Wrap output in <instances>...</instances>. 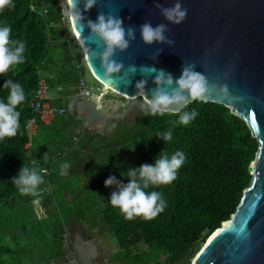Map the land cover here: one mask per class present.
<instances>
[{"label":"trees","instance_id":"trees-1","mask_svg":"<svg viewBox=\"0 0 264 264\" xmlns=\"http://www.w3.org/2000/svg\"><path fill=\"white\" fill-rule=\"evenodd\" d=\"M12 2L14 7L0 11V24L11 26L10 39L25 41V59L0 74V99L8 95L2 87L7 79L23 86L26 99L18 106L17 134L0 141V264H25L23 257L29 258L27 264L64 259L69 223L84 224L96 238L111 236L118 247V264H190L207 239L235 213L251 183L250 166L258 143L246 123L228 108L201 100L182 110L198 113L186 126H174L177 115L146 116V109L138 106L131 123L119 124L125 130L121 141L116 136L118 128L111 137L87 130L77 133L69 129L78 127L77 121L61 118L63 129L71 134L60 133L55 123L45 126L39 122L30 148L25 149L26 124L31 118L38 120L31 104L40 78L48 79L50 89H65L69 97L78 92L83 71L58 0ZM118 119L119 115L114 120ZM169 129L171 141L156 137ZM39 131L44 132V140H34ZM75 136L78 142L73 145ZM163 150L168 154L180 150L186 156L171 184L146 190L161 192L164 211L151 220L125 219L108 203L115 186L105 187V179L113 175L127 183L121 174L130 167L153 163ZM65 161L71 167L66 176H60ZM33 162L47 169L48 176L42 172L44 183L36 194L21 195L11 179L22 164ZM7 238L20 249L24 246L25 254L16 253Z\"/></svg>","mask_w":264,"mask_h":264},{"label":"water","instance_id":"water-1","mask_svg":"<svg viewBox=\"0 0 264 264\" xmlns=\"http://www.w3.org/2000/svg\"><path fill=\"white\" fill-rule=\"evenodd\" d=\"M58 1L62 7L61 0ZM175 2L97 0L96 7L84 13L86 19L93 21L99 13L111 14L120 18L125 28L136 29V39L129 48L113 57L124 64L125 71L129 64L135 63L137 72L129 75L130 84L122 83L118 77L105 81L100 62L92 55L93 51L98 54L103 50L102 42L87 29L73 30L71 21L64 19V23L75 35L93 77L121 94V98L144 99L143 90L136 94L135 89V83L142 78L148 80L146 91L150 97L155 87L151 71L141 67L164 70L175 79L181 75L184 64L195 63L196 71H201L210 83L227 85L222 92L210 91L201 101L222 105L246 123L251 137L258 143L251 164L252 180L235 213L207 239L191 264H264V0H180L187 16L179 25L169 24L155 6L172 7ZM146 22H151L153 27L167 24L165 35L174 44L170 47L144 44L139 28ZM158 49L161 51L153 60L151 57L158 54ZM105 97L104 92L98 96L90 92L88 97L80 98L79 114L86 113L89 119L86 130L94 132L103 128L112 119L110 113L122 107L121 103ZM90 245L92 242L75 243L79 261L69 264H99L89 258L95 253Z\"/></svg>","mask_w":264,"mask_h":264},{"label":"clouds","instance_id":"clouds-1","mask_svg":"<svg viewBox=\"0 0 264 264\" xmlns=\"http://www.w3.org/2000/svg\"><path fill=\"white\" fill-rule=\"evenodd\" d=\"M61 4L62 18L71 21L73 30L77 28L80 31L87 29L92 37L102 42L103 50L98 54L93 51L92 55L100 62L103 79L107 81L118 77L122 83L128 82L130 84L129 75H135L137 72L135 63L129 64L125 71L124 64L116 62L113 57L117 52H124L129 48L130 43L136 39V29L134 27L125 28L123 21L111 14L99 13L95 21L86 19L84 13L96 7L97 0H61ZM155 6L169 24L179 25L187 16V9L182 7L180 0H176L172 7H163L160 4ZM5 7H14L12 0H0V11ZM69 30L76 42V37L70 27ZM139 30L142 42L146 45L156 43L166 44L170 47L174 44V41L165 35L167 24L161 23L153 27L151 22H146L140 26ZM10 33V25L0 24V74L14 69L22 64L25 59V41L10 39ZM76 44L80 49L78 42ZM160 51L161 49H158V54L151 58L155 60ZM85 66L89 71L87 63ZM144 68L150 69L152 83L155 85L149 97V93L146 91L148 80L142 78L135 83L136 94L141 90L145 93L141 104V107L146 109L145 115H177L178 119L173 121L174 126L189 125L198 114L195 111H182V106H186L189 101L203 100L210 91L222 92L227 88V85L210 83L201 71H196L197 65L195 63L184 64L181 75L175 79L171 73L164 70H157L155 67H141L140 69ZM91 76L93 75L91 74ZM93 79L99 85L94 77ZM2 87L8 90V95L6 99H0V141L17 134L21 115L18 106L26 99L24 88L19 82L7 79ZM101 88H103L102 85ZM92 93L97 96L100 94V92L99 94ZM96 99L99 101L100 98L97 97ZM50 103L52 104V101ZM65 111L67 114V110ZM79 131H82V128ZM156 137H159L163 142L171 141L173 138L172 129L158 133ZM134 148L135 146L131 150ZM185 161L186 156L183 151L177 150L168 154L163 150L157 155L153 163L130 167L121 174V176L128 178L127 183L109 175L104 181V186L115 187L108 198V203L117 208L128 220L136 217L145 220L155 218L164 211L166 201L161 192L146 190L150 187L155 189L161 185L171 184ZM70 167L69 162H63L60 165L59 175L66 176ZM42 171L34 162L29 165L22 164L11 181L19 194L34 195L38 192L39 186L44 183Z\"/></svg>","mask_w":264,"mask_h":264},{"label":"rangeland","instance_id":"rangeland-1","mask_svg":"<svg viewBox=\"0 0 264 264\" xmlns=\"http://www.w3.org/2000/svg\"><path fill=\"white\" fill-rule=\"evenodd\" d=\"M76 42H77V40H76ZM77 63L82 68L83 76H84L83 80L85 82L87 89H89V91L94 92L95 94H99V92L101 93V91H102L107 96L104 99H106V100L108 99V100L113 101V102L117 101V102L121 103L122 107L119 110H121L123 107L127 108L126 111H124L122 109L121 112L117 111V112H115V114L111 113L112 119L108 120L105 123V125L103 126V128L98 130V134H97V135L100 134V135H103L106 137H111L112 135H114V131L118 128L116 136H117V139L119 141H121L124 138L125 130L123 132L124 126L119 125V124H121V122H123V123L126 122L127 124L132 122V120L134 119V116L136 115L135 113L138 109V106H141L143 99L137 98V99L131 101V100H128L127 98L119 97L121 95L116 93L115 91L112 92L109 90L110 92H108V91H105L104 88H101V84L99 83V85H98L94 81L93 76H91V74L87 70V68L85 66L86 61H85V58H84V55H83L81 49H78V61H77ZM98 89H99V91H98ZM67 95L68 94L66 93L65 89L52 88V89H49L47 98H48V100L53 102V101H57V100L61 99L63 96H67ZM59 104L62 106H65V107L67 105V103L65 101H61V102H59ZM116 113H120L119 114L120 119H118V122L114 120L115 117L118 115ZM112 114H114V115L112 116ZM61 118L71 119V116L69 114L65 113L63 116L57 117V119L55 121V127H56L55 129L61 130L60 133H62V134H71L67 131V129H63V128H65V123ZM118 125H119V127H118ZM79 128H81V127H79ZM42 136H44V139H45L44 132L39 131L38 135L34 138V140H38L39 138H42V140H44ZM250 168H251V166H250ZM72 183L75 184L76 181L73 180ZM59 188H61V187H59ZM67 193L71 194V192L69 190L67 191ZM104 199H105V197H104ZM39 212H40V210H38L36 208L35 213H39ZM70 226L69 225L67 226L66 231H67L68 227H70ZM79 226H80V229H78V232L75 231V227H77V226H75V227L73 225L71 226L72 230H71V235H69V236L72 238H75V240H74L75 242H77V240L79 238L81 239V237L84 234V230L86 229L84 224H80ZM67 235H65V237H67ZM6 241L9 245H11V248L14 249V251L16 253L25 254V251H24L25 247L24 246H21L22 249H20L17 247V245L14 246L11 243V240L9 238H7ZM91 242H92V245L89 246L90 248H92L91 252L94 250L96 252V249L98 248V250L102 253V259H107V261H109L110 263H113V264H116L118 262V260H117V256L119 254L118 247H117V244L113 241V238L111 236H109L107 234V235H104L101 237H97L96 242L98 243V245H95L94 241H90L87 243H91ZM84 244H86V243H84ZM96 256L97 255H95L94 257H96ZM21 260H22L21 263L22 262L25 264L30 263V260L27 257H23ZM190 264H191V262H190Z\"/></svg>","mask_w":264,"mask_h":264},{"label":"built area","instance_id":"built-area-1","mask_svg":"<svg viewBox=\"0 0 264 264\" xmlns=\"http://www.w3.org/2000/svg\"><path fill=\"white\" fill-rule=\"evenodd\" d=\"M78 93L77 96L80 98H86L89 96L90 91L87 89L83 79L79 81L78 84ZM49 81L46 77H41L38 86L31 104V109L37 113V118H31L26 124V134L28 138V143L25 145V149H29L34 135L37 133V127L40 123H43L45 126H50L54 121L56 116H63L66 111L65 109H58L54 107L47 98L49 92ZM77 137H74L72 143L73 145L77 144ZM43 174L45 177L48 176V170L43 169Z\"/></svg>","mask_w":264,"mask_h":264},{"label":"flooded vegetation","instance_id":"flooded-vegetation-1","mask_svg":"<svg viewBox=\"0 0 264 264\" xmlns=\"http://www.w3.org/2000/svg\"><path fill=\"white\" fill-rule=\"evenodd\" d=\"M124 108L125 107H123L122 109L124 111H126L127 108H125V109ZM121 110H119V112H121ZM77 111H78L77 112V115H79V117H83V119L80 118L82 120V122H83L82 130H86V128H88V121H89L88 116H87L86 113L84 114L85 116L84 115L81 116V114H79V111H81V109H79V108L77 109ZM114 114H112V116ZM116 114L119 115L120 113H116ZM93 133H97L98 134V131L96 130ZM70 225L71 226L73 225L74 227L77 226V227H75V231H77V232H78V229H80V226H79L80 224L75 225L74 223H69V226ZM71 226L68 227L67 231L65 229V235L68 234L67 237H65V239H66L65 240V250H66L65 258L64 259H61V260H58L57 262H55V264H66V263L69 264L73 260H78V254H77V251H76L75 243L80 244V243H87V242H90V241H94L95 245H98V243L96 242V237L94 235H92L87 229L84 230V234L81 237V242H80V238L77 240V242H75L74 241L75 238H72V237L69 236V235H71V230H72V227ZM77 246H79V245H77ZM96 253H97V256L95 258H93V261L95 263H99V264H102V263H110L109 261H107V259H102V253L98 250V248L96 249ZM116 264H118V263H116Z\"/></svg>","mask_w":264,"mask_h":264},{"label":"crops","instance_id":"crops-1","mask_svg":"<svg viewBox=\"0 0 264 264\" xmlns=\"http://www.w3.org/2000/svg\"><path fill=\"white\" fill-rule=\"evenodd\" d=\"M85 71V70H84ZM83 75L81 76V79H83ZM68 96V95H67ZM67 96H63L61 99H59V100H57V101H53L52 102V105H54L55 107H59V106H61L60 104H59V102H61V101H65L66 103H67V107H66V110H67V114H69L70 116H71V119H68V121L69 122H72V121H74L75 123H76V121L78 122V127H76V128H72V126L70 127L69 126V128L71 129V130H75L77 133H79V130L83 127V122H82V120L79 118V115H77V109L78 108H81L80 107V105H79V103H80V101H81V99L80 98H78L76 95H72V96H69V97H67ZM64 98V99H63ZM81 110H82V108H81ZM74 114H76V115H74ZM56 119L57 118H55V121H56ZM55 121H53L52 122V124L53 123H55ZM79 127H81V128H79ZM96 135H97V133H95ZM95 255H97V253L95 252V254H93L92 256H89V258L91 259V261H93V258H94V256ZM74 261V260H73ZM72 262V261H71ZM94 262V261H93ZM53 264H55V263H53ZM80 264V263H79Z\"/></svg>","mask_w":264,"mask_h":264},{"label":"bare ground","instance_id":"bare-ground-1","mask_svg":"<svg viewBox=\"0 0 264 264\" xmlns=\"http://www.w3.org/2000/svg\"><path fill=\"white\" fill-rule=\"evenodd\" d=\"M81 49V48H80ZM82 51V50H81ZM84 55V54H83ZM84 58H85V56H84ZM102 86H103V88H104V90L105 91H112V92H114V90L112 89V88H110V86H108V85H106V84H103V83H101L100 81H98ZM102 92V91H101ZM116 92V91H115ZM117 93V92H116ZM121 95V94H120ZM85 116V115H84Z\"/></svg>","mask_w":264,"mask_h":264}]
</instances>
